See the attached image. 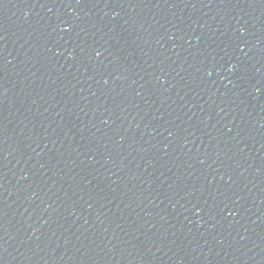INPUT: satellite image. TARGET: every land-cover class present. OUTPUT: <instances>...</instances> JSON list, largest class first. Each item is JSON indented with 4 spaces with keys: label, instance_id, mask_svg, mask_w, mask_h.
<instances>
[{
    "label": "water",
    "instance_id": "1",
    "mask_svg": "<svg viewBox=\"0 0 264 264\" xmlns=\"http://www.w3.org/2000/svg\"><path fill=\"white\" fill-rule=\"evenodd\" d=\"M0 264H264V0H0Z\"/></svg>",
    "mask_w": 264,
    "mask_h": 264
}]
</instances>
